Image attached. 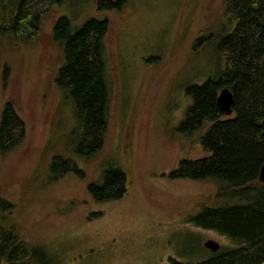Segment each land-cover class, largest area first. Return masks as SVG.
Here are the masks:
<instances>
[{
    "label": "rangeland",
    "instance_id": "rangeland-1",
    "mask_svg": "<svg viewBox=\"0 0 264 264\" xmlns=\"http://www.w3.org/2000/svg\"><path fill=\"white\" fill-rule=\"evenodd\" d=\"M98 1L52 7L32 39L0 35V108L11 101L26 125L17 147L0 150V196L13 204L8 221L47 264L195 263L212 255L208 239L219 250L234 246L188 220L202 205L224 203L217 195L223 186L167 177L182 159L207 154L200 139L209 122L189 132L177 126L191 104L186 87L222 73L217 47L230 30L226 0H125L121 11H98ZM60 15L77 27L89 17L108 19L107 126L93 155L74 152L78 116L54 82L61 49L52 27ZM56 154L76 169L54 177L49 161ZM109 167L125 173L126 191L95 201L87 184L100 182Z\"/></svg>",
    "mask_w": 264,
    "mask_h": 264
},
{
    "label": "trees",
    "instance_id": "trees-1",
    "mask_svg": "<svg viewBox=\"0 0 264 264\" xmlns=\"http://www.w3.org/2000/svg\"><path fill=\"white\" fill-rule=\"evenodd\" d=\"M65 1L17 0L11 4L0 0V35L34 38L42 17ZM124 4L125 0H99L97 10L121 11ZM224 15L230 30L217 47L223 60L222 73L217 80L186 87L191 104L177 126L179 132H189L209 122L200 139L207 154L182 159L167 177L218 181L223 187L217 195L224 203L202 205L188 220L234 239L236 244L199 262L169 258L168 264H264V184L257 181L264 162V0H226ZM107 30L106 17H89L77 27L60 15L52 27L53 39L61 49L54 82L74 104L81 129L74 152L79 155L96 154L103 145L109 96L103 60ZM222 87L233 93V112L228 116L216 104ZM25 135L23 118L6 100L0 108V150L9 152ZM71 165L70 159L56 154L49 161V172L58 177L76 169ZM125 188L126 175L115 167L105 169L100 182L87 184L95 201L118 199ZM239 195L241 201H233ZM12 211L13 204L0 196V264H47L37 246L8 221Z\"/></svg>",
    "mask_w": 264,
    "mask_h": 264
},
{
    "label": "water",
    "instance_id": "water-1",
    "mask_svg": "<svg viewBox=\"0 0 264 264\" xmlns=\"http://www.w3.org/2000/svg\"><path fill=\"white\" fill-rule=\"evenodd\" d=\"M232 102L233 93L228 87H222L219 89L216 96V104L225 116L232 114ZM261 183L264 184V162L261 164L258 172V178ZM206 248L212 252H216L220 249V245L213 239H208L204 242Z\"/></svg>",
    "mask_w": 264,
    "mask_h": 264
}]
</instances>
